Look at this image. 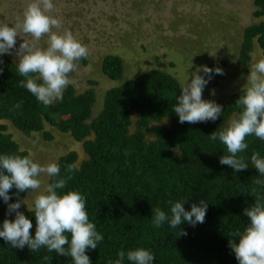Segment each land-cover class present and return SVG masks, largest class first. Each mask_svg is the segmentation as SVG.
Instances as JSON below:
<instances>
[{"label":"trees","instance_id":"obj_1","mask_svg":"<svg viewBox=\"0 0 264 264\" xmlns=\"http://www.w3.org/2000/svg\"><path fill=\"white\" fill-rule=\"evenodd\" d=\"M254 5V15L260 22L244 31L240 63L245 71L250 70L258 46L264 55V0H255ZM3 60L0 154L30 156L9 131L8 122L1 121H9L27 137L39 133L53 142L54 134L46 131L50 125L83 142L88 159L81 162L79 151L71 150L58 163L61 176H71L64 191L78 190L86 196L89 217L104 235L98 248L88 253L92 264H108L117 258L119 250L141 247L155 254L154 264H238L229 239L249 223L243 212L255 203L251 190L257 187L254 181L259 173L251 163L241 172L221 165L219 158L228 154L227 149L208 135L225 127L240 111L235 102L245 89L221 104L223 114L216 121L181 124L173 112L181 84L171 73L154 69L110 89L103 110L95 116L96 89L79 92L69 85L63 102L45 107L20 87L24 78L18 75L11 55L6 54ZM82 62L88 64L87 59ZM209 67H220L224 72L214 75L206 86L213 90L228 79V63H211ZM103 72L112 80H122L123 58L108 55ZM247 140L249 148L240 154L246 161L250 162L257 151L264 156V141L254 136ZM69 165L75 170L68 171ZM16 191L13 188L10 194ZM30 194L20 193L18 198L25 200ZM258 194L264 195V189ZM182 199H187L184 207L189 211L192 203H208L204 223L193 227L185 222L179 229L167 225L153 228L152 208L167 212L168 200ZM16 200L12 196L10 203ZM6 211L7 205L0 199V223L15 218V213L6 217ZM20 211L32 220L30 232L34 236V210L30 212L22 204ZM0 264H72V260L46 249L32 252L27 247L13 248L0 238Z\"/></svg>","mask_w":264,"mask_h":264},{"label":"clouds","instance_id":"obj_2","mask_svg":"<svg viewBox=\"0 0 264 264\" xmlns=\"http://www.w3.org/2000/svg\"><path fill=\"white\" fill-rule=\"evenodd\" d=\"M63 28L57 11L56 0H31L21 18L15 25L0 24V65L3 57L13 55L15 50L16 71L24 79L21 88L28 90L45 107L63 102L64 93L71 83L69 74L74 72L78 63L87 59L89 49L82 44L71 31H54ZM21 33L30 36L17 47V38ZM47 37L46 46L40 42ZM4 68L0 67V75ZM203 73L201 75L200 73ZM220 67L202 66L192 73L191 79L181 84V94L173 112L179 123L195 124L216 121L222 114L223 106L212 100H205L202 94L214 75H223ZM247 87L236 100L240 109L227 125L208 135L213 142L219 141L227 149V155L219 158L221 165L231 167L235 172L248 169L249 163L258 170L251 190L255 194V203L244 209L243 214L249 223L243 230H236L229 239V247L235 254L238 264H264V156L260 152L251 155L250 162L241 153L249 148L248 137L264 141V59L256 61L246 77ZM215 95V90H212ZM16 107H20L19 104ZM75 166L69 165L68 171ZM48 178L46 187L35 195L31 205L20 200V193H37ZM71 176H61V166L57 162L41 164L30 156L0 154V199L7 205L6 217L15 213L14 219L5 218L0 223V238L13 248L32 252L46 249L62 257H70L72 264H92L89 252L98 248L104 241V235L90 219L86 205V196L78 190H68ZM17 191L10 194V190ZM12 196L17 200L10 203ZM187 199L168 200V211L161 207L152 208V226L179 229L187 222L195 227L205 221L208 203L201 200L199 205L191 204L190 211L184 205ZM22 204L28 210H34L35 234L32 220L20 211ZM187 235L186 232H183ZM155 254L146 248L132 250L121 249L117 258L108 264H154Z\"/></svg>","mask_w":264,"mask_h":264},{"label":"rangeland","instance_id":"obj_3","mask_svg":"<svg viewBox=\"0 0 264 264\" xmlns=\"http://www.w3.org/2000/svg\"><path fill=\"white\" fill-rule=\"evenodd\" d=\"M30 2L1 0L0 23L15 25ZM254 3L255 0H56L63 28L54 31H71L89 49L88 64L80 61L69 78L70 85L79 92L96 89L95 116L103 110L110 89L150 70L167 71L183 84L197 68L226 61L228 79L213 89L215 95L207 88L202 94L203 99L221 105L231 94L247 87L250 70H244L240 54L245 29L260 22L254 15ZM23 39L31 40V37L21 33L17 47ZM46 40L44 37L40 46H46ZM110 54L124 60L122 80H112L103 72V62ZM11 58L16 62L15 50ZM260 59L264 55L258 46L250 68ZM1 122H8L9 131L30 151L31 158L41 164L58 163L71 150L79 151L81 162L89 158L83 142L50 125L46 131L54 134L53 142L44 134L24 136L9 121ZM42 180L45 182L42 188L25 199L27 205L50 182L46 177Z\"/></svg>","mask_w":264,"mask_h":264}]
</instances>
